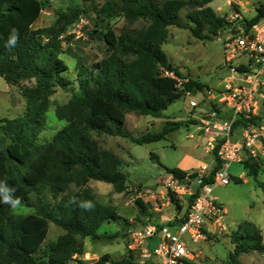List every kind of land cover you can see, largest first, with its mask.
<instances>
[{"label":"trees","instance_id":"16d2710c","mask_svg":"<svg viewBox=\"0 0 264 264\" xmlns=\"http://www.w3.org/2000/svg\"><path fill=\"white\" fill-rule=\"evenodd\" d=\"M213 1L106 0L100 9L98 4L91 8L60 10L57 23L60 29L53 31L33 29L43 12L52 6L51 0H0V78L14 86L34 81L33 86L22 90L25 116L0 120V181L14 188V196L28 207H33L29 194L36 192L39 196L35 214L9 218L6 222L1 217L10 206L0 199V264H71L85 254V239L111 241L118 237L100 233L106 223H116L119 215L114 207L99 202L87 184L92 180L103 182L124 193L128 178L122 172L121 159L101 149L92 133L127 138L144 145L159 142L180 127L167 123L163 131L141 137H134L124 129L128 113L162 118L163 112L186 92L197 95L208 89L207 85L185 77L170 63L163 45L168 39L169 27L189 29L201 40L208 38L204 32L219 36L229 23L209 6ZM187 8L190 11L186 24L181 22L180 12ZM91 13L101 22L123 18L129 24L144 22L146 25L120 34L113 29L105 32L108 57L93 66L96 75H90L86 68L81 71L79 91H73L70 102L57 111L67 126L50 144L39 146L37 136L45 126L51 97L57 87L66 89L70 85L64 76L69 67L60 57L58 37ZM245 20L249 26L261 23L264 4L257 8L255 17ZM95 25L98 27L97 22ZM13 29L17 30L18 38L15 46H9ZM180 81L183 89L178 86ZM214 108L221 112L218 106ZM246 122L241 117L235 128ZM3 138L10 139L4 147ZM218 149L219 146L213 152L216 165L209 175L201 178L189 208L205 185L215 184V175L222 168ZM152 159L159 160L156 155ZM243 164L255 178L264 170V159L249 158ZM165 171L182 182L190 176L179 168L165 167ZM72 185L78 190L71 192ZM261 187L264 189V184ZM44 190L56 199L54 203L45 202ZM84 201H90L93 207L81 208L79 204ZM137 203L143 206L140 199ZM186 218L174 221L169 227ZM50 223L60 227L64 234L55 243L46 244ZM153 239L156 244L149 249L160 242L159 234L150 240ZM232 242L235 249L230 255V264H239V257L251 252L264 255L261 231L254 223L240 224L232 235ZM137 260L133 254L120 261L105 254L96 264L110 261L136 264Z\"/></svg>","mask_w":264,"mask_h":264},{"label":"rangeland","instance_id":"374dc122","mask_svg":"<svg viewBox=\"0 0 264 264\" xmlns=\"http://www.w3.org/2000/svg\"><path fill=\"white\" fill-rule=\"evenodd\" d=\"M106 0H51L52 6L46 9L33 29L57 27L58 12L68 11L70 8H91L98 5L99 9ZM165 1V0H160ZM240 4L245 12L241 16L251 19L256 15V8L264 4V0H215L209 6L222 18L229 21L237 14ZM189 8L180 12V20L187 24ZM88 24L71 26L58 37L62 50L60 57L68 65L69 70L65 78L70 85L66 89L56 88L51 97V107L46 114L44 128L38 133L36 143L39 146L48 145L55 135L67 126V121L58 117L57 111L62 110L71 100L73 91H79L81 71L86 68L90 75H96L93 66L107 58L109 53L103 35L108 29H113L117 34L123 30H139L146 23L129 24L123 18L107 19L104 22L97 20L91 13L85 18ZM98 23L96 27L95 23ZM264 24V23H263ZM169 36L163 45L170 63L177 67L185 77L199 81L208 86V90L217 91L222 85V80L227 72L223 66L225 56L223 52L222 36H213L204 32L207 39L195 38L189 29L169 27ZM8 84L0 78V120L24 117L26 103L22 96L25 87L34 85V81H25L14 87L9 94ZM206 90V89H205ZM194 100L201 102V94L194 96ZM190 99L184 96L163 112L162 118L151 116H139L128 113L124 129L134 137L144 134L159 133L164 130L167 123L179 124L180 127L171 131L159 141L139 145L130 139L114 137L106 134L92 133L101 149L117 155L123 165L122 172L127 175L128 189L124 193H118L110 184L98 181H90L87 184L91 188L99 202L110 205L117 210L119 218L116 223H106L100 233L118 235L111 241L85 239V254L78 257L72 264H96L103 255L109 254L115 261L133 254L140 259L143 248H149L156 244L155 239L142 242L137 239L135 233L149 227H156L160 231L165 226L174 225V221L183 220L189 213L190 198L199 187V181L209 175L216 165L212 152H207L203 142L204 135L198 130L194 118L201 117L204 110L201 106L193 109L189 106ZM261 123L264 125V112L260 106ZM10 142L9 138H3V147ZM152 155L159 160H153ZM264 159L259 156L258 160ZM167 168H179L190 175L198 173L199 179L189 178L180 185L186 188L184 194H177L174 190L176 179L165 171ZM230 184L220 186L215 184L211 197L215 198L225 212L224 220L220 223L205 219L202 229L204 237L198 241L184 236L189 250V257L181 264H230V255L234 252L235 245L232 235L244 222L254 223L261 231L264 243V170L258 178L249 175L243 163H233L228 166ZM78 189L72 185L71 192ZM45 202L54 203L56 199L52 194L44 190ZM38 193L29 194V201L33 207H28L26 202L16 209L9 208L1 217L2 221L9 218H21L36 213ZM59 199V198H58ZM57 199V200H58ZM140 199L142 205H138ZM171 232L176 229L171 228ZM205 231V232H204ZM64 231L53 223H50L46 244L55 243ZM239 264H264V255L251 252L239 257Z\"/></svg>","mask_w":264,"mask_h":264},{"label":"built area","instance_id":"2783aa9c","mask_svg":"<svg viewBox=\"0 0 264 264\" xmlns=\"http://www.w3.org/2000/svg\"><path fill=\"white\" fill-rule=\"evenodd\" d=\"M228 23L219 33L223 37V66L227 70L220 89L215 92L206 89L198 93L203 97L201 102L194 100L195 95L191 92L184 94L185 98L190 99L191 108L201 106L206 110L201 117L192 116V119L198 121L197 127L204 135L207 152L213 153L219 146L217 154L222 160V168L215 175V184L220 186L230 184L229 165L243 163L249 158L257 161L259 156H264V125L259 113L260 106L264 112V24L249 26L239 14L232 16ZM86 24L88 21L81 18L74 26ZM178 86L183 89L181 81ZM214 106H218L222 113ZM241 117L248 122L235 128ZM215 184L202 188L185 221L173 227L176 232H171V227L165 226L160 231L156 227H149L135 233L142 242L158 234L160 237V242L154 248L142 249L141 258L136 264H181L189 257L184 236L188 235L196 242L204 237L202 229L205 219L218 223L224 220L223 208L211 197ZM174 190L177 194L186 192L179 180H176ZM105 264L117 263L110 261Z\"/></svg>","mask_w":264,"mask_h":264},{"label":"clouds","instance_id":"9594fccd","mask_svg":"<svg viewBox=\"0 0 264 264\" xmlns=\"http://www.w3.org/2000/svg\"><path fill=\"white\" fill-rule=\"evenodd\" d=\"M17 38V30L13 29L8 45L15 46ZM14 192V188H10L6 182L0 181V199H2L4 204L9 205L11 209H16L21 205V199L14 196ZM79 206L85 210H90L93 207L90 201L81 202Z\"/></svg>","mask_w":264,"mask_h":264},{"label":"crops","instance_id":"0c3cea01","mask_svg":"<svg viewBox=\"0 0 264 264\" xmlns=\"http://www.w3.org/2000/svg\"><path fill=\"white\" fill-rule=\"evenodd\" d=\"M235 4H236V3H235ZM236 5L239 7V8H238V12H237V14H239V15L241 16L242 12H245V10L243 9V7H242L240 4H236ZM257 8H258V7H257ZM257 8H256V14H257ZM255 16H256V15H255ZM255 16H254V17H255ZM241 17H242V16H241ZM40 18H41V17H40ZM40 18H39V19H40ZM243 18L246 19L245 17H243ZM39 19L37 20V22L39 21ZM251 19H252V18H251ZM248 20H249V19H248ZM37 22H36V23H37ZM36 23H35V24H36ZM262 23H264V20L262 21ZM35 24H34V25H35ZM34 25H33V26H34ZM7 86H8V87H6V88L8 89L9 94L12 93L13 90H14V87H15V86H14V85H10V84H8ZM203 142L205 143V140H204V139H203Z\"/></svg>","mask_w":264,"mask_h":264},{"label":"water","instance_id":"95a60500","mask_svg":"<svg viewBox=\"0 0 264 264\" xmlns=\"http://www.w3.org/2000/svg\"><path fill=\"white\" fill-rule=\"evenodd\" d=\"M263 110H264V106H263ZM189 179L190 180H198L199 179V174L198 173H195V174H192L189 176ZM200 182V180H198Z\"/></svg>","mask_w":264,"mask_h":264}]
</instances>
